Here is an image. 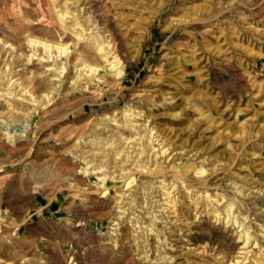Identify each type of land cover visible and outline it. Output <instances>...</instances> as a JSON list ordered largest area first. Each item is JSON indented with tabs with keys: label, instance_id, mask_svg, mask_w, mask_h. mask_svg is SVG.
<instances>
[{
	"label": "rangeland",
	"instance_id": "rangeland-1",
	"mask_svg": "<svg viewBox=\"0 0 264 264\" xmlns=\"http://www.w3.org/2000/svg\"><path fill=\"white\" fill-rule=\"evenodd\" d=\"M0 259L264 264V0H0Z\"/></svg>",
	"mask_w": 264,
	"mask_h": 264
},
{
	"label": "bare ground",
	"instance_id": "bare-ground-1",
	"mask_svg": "<svg viewBox=\"0 0 264 264\" xmlns=\"http://www.w3.org/2000/svg\"><path fill=\"white\" fill-rule=\"evenodd\" d=\"M25 14V13H24ZM23 14V15H24ZM12 15V14H11ZM57 15V14H56ZM65 15V13L63 14ZM63 15H59L58 18L61 22H65L64 19L62 18ZM72 25H75V26H80L79 24V20L78 18H76V22L73 23ZM94 25V24H93ZM53 29V28H52ZM29 31V30H28ZM35 31V30H34ZM56 31V30H55ZM54 31V32H55ZM108 31V30H107ZM48 34V33H47ZM79 33H77L76 35H78ZM85 34V33H84ZM110 34V33H109ZM3 35V34H2ZM6 36V35H4ZM83 36V35H82ZM8 37V36H6ZM11 39V38H10ZM26 39V38H25ZM27 42L28 44L31 46V47H38V46H41L43 47L46 51H50V55H51V50L54 48L55 51L58 53V57H60V60L63 58L65 62L69 61V57H70V53H71V47L69 45H64V44H56V45H53V44H50V43H47V42H44V41H40V40H37V39H34L32 37H28L27 38ZM91 53V52H90ZM29 55V54H28ZM30 58L33 57V55H29ZM78 57V56H77ZM43 62H46V60H43ZM60 62V61H59ZM38 64V63H37ZM83 64V63H82ZM119 65V64H118ZM81 68V67H80ZM111 68L115 69L116 70V65L114 63H111ZM78 69V68H77ZM82 71L85 70V73L89 72V74H95L97 72V69L96 67L92 66V65H89V64H85L82 68ZM49 71H53L54 70V67H49L48 68ZM118 70V69H117ZM117 74H122V71L121 70H118L116 71ZM61 72L59 71L58 72V75H60ZM83 74V73H81ZM61 77L65 78L67 76H62ZM78 79V75H75L74 78H71V81L72 82H76V80ZM98 81V80H97ZM22 83V82H21ZM43 95V94H42ZM44 98L48 100V95L47 94H44ZM25 99V98H24ZM32 99V98H31ZM20 113H23V112H20ZM24 118V117H23ZM29 118V117H28ZM175 173V172H174ZM177 174V173H176ZM159 175V174H158ZM179 175V174H178ZM205 195V194H204ZM215 202V201H214ZM213 208V207H212ZM231 208V207H230ZM212 210V209H211ZM216 213V212H215ZM217 216V215H216ZM246 252V251H245ZM247 255V254H246ZM23 259V258H22ZM11 263V262H10ZM9 262L7 261H3L0 259V264H10Z\"/></svg>",
	"mask_w": 264,
	"mask_h": 264
}]
</instances>
